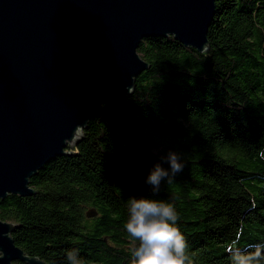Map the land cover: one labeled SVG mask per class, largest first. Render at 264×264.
<instances>
[{
  "label": "trees",
  "instance_id": "16d2710c",
  "mask_svg": "<svg viewBox=\"0 0 264 264\" xmlns=\"http://www.w3.org/2000/svg\"><path fill=\"white\" fill-rule=\"evenodd\" d=\"M210 53L170 37L143 38L149 68L130 95L104 101L79 156H57L30 179L38 193L0 198V219L26 254L68 264H133L127 200L174 205L190 264H231L226 247L264 244V0H215ZM185 164L158 195L146 183L161 157ZM90 209L96 211L87 216ZM14 264H23L15 261Z\"/></svg>",
  "mask_w": 264,
  "mask_h": 264
},
{
  "label": "water",
  "instance_id": "95a60500",
  "mask_svg": "<svg viewBox=\"0 0 264 264\" xmlns=\"http://www.w3.org/2000/svg\"><path fill=\"white\" fill-rule=\"evenodd\" d=\"M214 14L215 0H0V198L38 193L30 179L47 162L80 155L104 101L149 68L143 38L209 54ZM19 227L0 219V264H48L15 244Z\"/></svg>",
  "mask_w": 264,
  "mask_h": 264
},
{
  "label": "clouds",
  "instance_id": "9594fccd",
  "mask_svg": "<svg viewBox=\"0 0 264 264\" xmlns=\"http://www.w3.org/2000/svg\"><path fill=\"white\" fill-rule=\"evenodd\" d=\"M162 163L170 165V171L157 163L146 179L153 195H158L162 184L174 182L185 167L182 158L175 152L161 157ZM129 219L125 229L131 238L138 241L133 248V264H190L187 242L178 224V213L173 204L165 200L146 197H130L127 200ZM236 240L227 245L231 264H264V244H256L253 251H245ZM68 264H84L78 250L67 252Z\"/></svg>",
  "mask_w": 264,
  "mask_h": 264
}]
</instances>
